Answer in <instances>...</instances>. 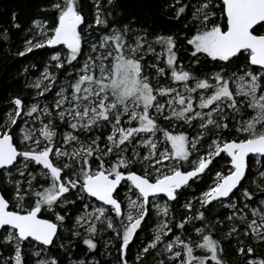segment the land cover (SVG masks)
Here are the masks:
<instances>
[{
	"label": "snow or ice",
	"instance_id": "6c2138e0",
	"mask_svg": "<svg viewBox=\"0 0 264 264\" xmlns=\"http://www.w3.org/2000/svg\"><path fill=\"white\" fill-rule=\"evenodd\" d=\"M4 45L0 264H264V0H38Z\"/></svg>",
	"mask_w": 264,
	"mask_h": 264
},
{
	"label": "trees",
	"instance_id": "16d2710c",
	"mask_svg": "<svg viewBox=\"0 0 264 264\" xmlns=\"http://www.w3.org/2000/svg\"><path fill=\"white\" fill-rule=\"evenodd\" d=\"M38 0H0V31L9 29L13 50L20 46L24 31L29 27L34 14V4ZM17 13L20 29L11 27V15ZM39 59V56L36 57ZM21 62L8 55V45L0 47V102L9 93L19 92L23 88Z\"/></svg>",
	"mask_w": 264,
	"mask_h": 264
},
{
	"label": "rangeland",
	"instance_id": "374dc122",
	"mask_svg": "<svg viewBox=\"0 0 264 264\" xmlns=\"http://www.w3.org/2000/svg\"><path fill=\"white\" fill-rule=\"evenodd\" d=\"M0 27H1V25H0ZM27 30V28L25 29V31ZM25 31H24V35H25ZM22 76V75H21ZM23 81H24V77L22 76V84H23ZM194 191V190H193ZM198 194V193H197ZM135 251V249H133V252Z\"/></svg>",
	"mask_w": 264,
	"mask_h": 264
}]
</instances>
